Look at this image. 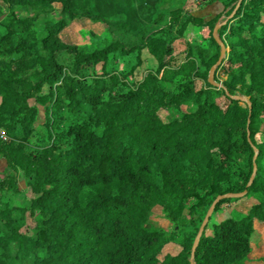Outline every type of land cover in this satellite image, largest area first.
Listing matches in <instances>:
<instances>
[{"label":"trees","instance_id":"16d2710c","mask_svg":"<svg viewBox=\"0 0 264 264\" xmlns=\"http://www.w3.org/2000/svg\"><path fill=\"white\" fill-rule=\"evenodd\" d=\"M237 2L221 0L207 19L176 6L159 25L161 12L148 23L132 13L113 19L100 0H0V191H17L22 180L32 194L27 203H0L1 257L10 258L0 264H26L27 256L28 264H190L212 201L245 189L254 146L246 195L215 205L193 261L247 259L255 224L264 225V0H241L228 17ZM55 3L58 16L39 28ZM77 20L102 23L109 36L113 27L116 37L88 49L70 30L63 37ZM224 20L215 86L208 73L220 46L212 30ZM172 23L179 24L174 37L189 24L206 28V45L186 43L174 53V37L161 36ZM144 49L156 65L137 77ZM132 52L130 68L113 66ZM30 99L44 105L43 131ZM251 196L246 213L212 220L223 205ZM155 205L170 233L150 222ZM28 216L33 226L22 231ZM171 242L175 253L164 250Z\"/></svg>","mask_w":264,"mask_h":264},{"label":"rangeland","instance_id":"374dc122","mask_svg":"<svg viewBox=\"0 0 264 264\" xmlns=\"http://www.w3.org/2000/svg\"><path fill=\"white\" fill-rule=\"evenodd\" d=\"M101 3L104 4L107 14L111 16L113 19H129V15L132 13L137 16L139 21L142 23H148L150 21V17L152 14L156 12H161L162 17L159 21L160 24H164L167 19L166 16L168 14L169 9L182 6L183 9L191 13L193 15L202 16L204 19L210 18L214 16L218 11L222 9L221 0H215L214 2L203 6V0H100ZM157 5L156 8L152 9V4ZM151 2V3H150ZM54 10L48 15H42L38 21L39 28L42 27L43 21L46 18L56 17L58 16V10L60 9V4H54ZM115 11V12H114ZM112 12V13H111ZM172 31L171 32H161V36L166 39L170 37H174L176 35V29L179 26L178 23H172ZM105 25L102 23H93L89 20H77L73 22L69 27L62 31L63 37L66 34V30H70L71 40L73 42H79L84 44L88 49H92L94 47H101L105 45L110 39H114L117 34V30L111 28V36H109L104 30ZM150 28V27H148ZM147 28H145L146 30ZM4 31L3 28L0 27V33ZM207 36V29L202 28L193 24H189L186 28V31L182 37H174L173 50L174 53L180 52L185 48V44L189 43L190 45H194V43L206 45L205 37ZM66 40V39H65ZM68 41V40H67ZM209 53L215 52V48L212 46L208 50ZM117 57V56H116ZM113 58V66L119 71H124L135 63L136 52H132L128 55L118 56L117 58ZM142 57V65L138 67L135 71L136 76H140V71L146 68L155 67L156 61L155 59L148 53L146 49H144L141 53ZM30 104H34L38 109V114L35 122V126L39 131H43L44 128L41 126L44 120V105L40 103H35L34 100H29ZM63 109H59L58 114H62ZM5 167V162L0 158V177L1 172ZM32 194L29 191H26L24 182L21 180L18 182V190L17 191H0V203L7 202L9 204H18V203H27L29 197ZM255 202L253 196L244 199L236 204H228L223 205L220 211L215 212L212 215V220H220L222 217L228 215L231 211H234L233 215L237 216L240 213H246L251 205ZM186 213V211H185ZM27 225L22 227V231H26V227L33 226V220L28 216L27 217ZM150 222L158 228L171 232L172 226L168 223V221L163 216L162 207L159 205H155L150 214ZM258 230H254L252 232L251 246L252 251L248 255L247 259L242 264H264V225H257ZM29 235L34 236V231H30ZM178 239V238H177ZM175 242V241H173ZM169 243L165 246L164 250L170 253H175L178 250V247L175 243ZM2 249L0 248V262H10V258L6 255L4 259L1 257ZM38 253V252H37ZM38 255H42L39 251ZM30 257H26V264ZM17 264V263H14Z\"/></svg>","mask_w":264,"mask_h":264},{"label":"water","instance_id":"95a60500","mask_svg":"<svg viewBox=\"0 0 264 264\" xmlns=\"http://www.w3.org/2000/svg\"><path fill=\"white\" fill-rule=\"evenodd\" d=\"M241 0H238L234 10L231 12V14L228 16V17H231L233 15V13L235 12L236 8L238 7V5L240 4ZM226 22V20L222 21V22H217L214 27H213V30H212V36L214 38V40L216 41V43L220 46V52H219V56H218V59L217 61L211 66L210 70H209V73H208V81L215 85V86H220V84L216 83L214 80H213V76H214V72H215V69L216 67L222 62V59H223V56L225 54V47L223 45V43L221 42L218 34H217V31L218 29L221 27L222 24H224ZM232 98H236V99H239V100H246L245 98L241 97V96H236V95H233L231 96ZM248 141L250 142V140L248 139ZM251 144V142H250ZM253 147V150H254V155H253V163H252V173L249 177V180L245 186V189L242 190L241 192H227V193H224V194H219L215 197V199L212 201L211 205L209 206V208L207 209L206 211V214L203 218V221L202 223L200 224L199 226V229H198V232L195 236V239L193 241V244H192V247H191V254H190V264H196L193 259H194V252L196 250V247L198 245V242L200 240V237L204 231V228L209 220V217L211 216L213 210H214V207L215 205L220 201V200H223V199H226V198H242L243 196L246 195L247 193V189L248 187L250 186V184L252 183L253 181V177H254V174L256 172V162H255V159H256V156H257V151H256V148L254 146Z\"/></svg>","mask_w":264,"mask_h":264},{"label":"built area","instance_id":"2783aa9c","mask_svg":"<svg viewBox=\"0 0 264 264\" xmlns=\"http://www.w3.org/2000/svg\"><path fill=\"white\" fill-rule=\"evenodd\" d=\"M0 137H1L2 139H5V136H4L3 132H0Z\"/></svg>","mask_w":264,"mask_h":264}]
</instances>
